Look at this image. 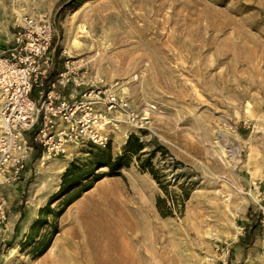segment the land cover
I'll return each instance as SVG.
<instances>
[{"label":"rangeland","instance_id":"374dc122","mask_svg":"<svg viewBox=\"0 0 264 264\" xmlns=\"http://www.w3.org/2000/svg\"><path fill=\"white\" fill-rule=\"evenodd\" d=\"M44 14L49 79L76 62L150 121L120 117L104 149L69 147L44 163L33 152L0 187V264H59L75 208L107 185L134 209L138 183L149 201L142 264H264V0H0V49L20 18ZM130 135L137 155L123 152Z\"/></svg>","mask_w":264,"mask_h":264},{"label":"built area","instance_id":"2783aa9c","mask_svg":"<svg viewBox=\"0 0 264 264\" xmlns=\"http://www.w3.org/2000/svg\"><path fill=\"white\" fill-rule=\"evenodd\" d=\"M16 28L0 49V187L19 180L37 150L44 163L69 147L90 143L104 149L120 117L136 129L149 123L148 115L136 114L112 89L85 79L76 62L67 60L49 79V15L23 16ZM6 216L0 195V226Z\"/></svg>","mask_w":264,"mask_h":264},{"label":"bare ground","instance_id":"6f19581e","mask_svg":"<svg viewBox=\"0 0 264 264\" xmlns=\"http://www.w3.org/2000/svg\"><path fill=\"white\" fill-rule=\"evenodd\" d=\"M62 169L63 166H60L56 172L60 173ZM56 172L51 173V176ZM138 184L134 209L127 205L128 197L119 201L116 197L110 198L115 193L107 185L101 186L87 204L75 208V215L70 214V229L57 242L63 251L59 264H142L145 249L142 246L141 218L143 213L149 211V204L144 199V191L147 189ZM109 209L117 218L137 215L140 220L130 224L119 223L112 219ZM43 264H51V259L47 256Z\"/></svg>","mask_w":264,"mask_h":264},{"label":"trees","instance_id":"16d2710c","mask_svg":"<svg viewBox=\"0 0 264 264\" xmlns=\"http://www.w3.org/2000/svg\"><path fill=\"white\" fill-rule=\"evenodd\" d=\"M142 149H143V145L141 142H139V139L134 135H130L127 139L125 146L123 147V152L128 153L130 155H137ZM115 166L122 167V166H127V165L126 164H116ZM91 176H92V172L88 173L84 179L89 178ZM62 178L64 182L66 178V174L63 175ZM84 179H79V180H84Z\"/></svg>","mask_w":264,"mask_h":264}]
</instances>
